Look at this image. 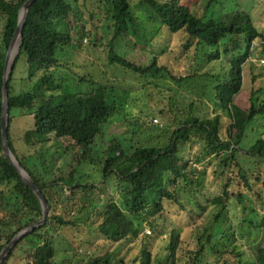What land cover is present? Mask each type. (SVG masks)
<instances>
[{"label":"trees","instance_id":"16d2710c","mask_svg":"<svg viewBox=\"0 0 264 264\" xmlns=\"http://www.w3.org/2000/svg\"><path fill=\"white\" fill-rule=\"evenodd\" d=\"M26 1L0 0L3 19L0 41V253L20 230L43 217L40 199L4 156L2 144L6 53ZM87 1L35 0L29 6L20 48L9 76L7 134L15 157L47 199L50 215L45 223L15 244L1 264H184L180 262L182 251H178L180 232L177 229L170 232L168 251L162 259L155 257L148 243H143L129 260L117 249L79 253L77 250L86 243L77 242H72L74 246L70 244L66 249L69 255L60 259L55 241L58 235L54 236L52 232L58 234L66 228H92L95 225L103 238L123 245L140 237L146 221L158 231L155 217L162 215L164 202H174L182 207L180 191L193 192L198 185H203L206 171L199 170L196 164L205 157L219 160L225 203L218 204L220 208L210 227L206 226L197 236V250L185 252L187 264H264V245L251 252L240 238L246 231L251 232L252 227L261 225L246 217L248 213H257V201L251 200L257 198L264 206V127L261 132L254 129L258 120L264 118V99L259 100L258 91L253 89L248 106L235 103L243 88L244 69L250 61L254 43L257 40L264 42V33L253 23L251 13L236 9L213 17L210 13L219 0H208L202 13L186 0H92L95 9L106 6V17L112 20L104 60L109 67L139 79L136 86L127 88L106 80L102 82L105 71L99 77L95 71L82 74L85 66L74 60V52L84 38H89L94 48L101 40L81 21L83 5ZM136 4L146 6L156 18L157 24L150 37L141 30L144 23L134 13ZM92 16L95 13L90 11ZM80 21L81 29L78 27ZM163 26L172 33L183 31L186 36L182 45L184 51L193 50L195 56L206 59V66L211 64L209 67L218 61L217 71L176 74L161 63L157 55L142 62L119 50V41L131 34L152 43L153 38L162 33ZM138 42H134L136 47ZM68 48L72 51L71 60L58 56L59 52L64 56ZM21 60L25 63V74L17 78L15 70ZM194 80L210 83V88L202 89V92L220 111L206 116L192 97L183 106L178 89L160 85L163 81H172L178 86L186 83L192 88ZM82 82H89L93 87L87 91L71 90L72 85L78 86ZM28 83L31 86H25ZM17 115H31L34 120L33 126L22 136L25 151L18 150L13 144L11 126ZM116 115H121L129 124L130 138L126 143L123 138L111 136L102 159H99L93 148L95 140L103 126ZM144 116L150 117L151 121L145 122ZM154 118L160 119L161 123L154 124ZM143 131L149 136V144L134 141V137ZM62 138L69 139L80 149L76 158L78 165L84 162L99 165L103 183L115 182L121 204L111 198L103 210L97 208L95 199L91 198L97 184L79 180L76 167L65 175L56 176L50 171L46 152L41 153L43 147L39 146L48 140L59 142ZM188 144L200 145L201 154L194 161L183 155ZM27 160H33L31 166L27 165ZM42 162L46 165L44 172L39 168ZM227 172L232 175L227 176ZM77 199L80 204L75 203ZM249 201L250 206L247 205ZM90 204L95 207L96 218H100L98 223L95 219L90 223L86 220L79 223L72 217L75 210L81 214L92 206ZM197 204L206 210L205 205ZM229 204L241 211L242 218L237 222L228 218Z\"/></svg>","mask_w":264,"mask_h":264},{"label":"rangeland","instance_id":"374dc122","mask_svg":"<svg viewBox=\"0 0 264 264\" xmlns=\"http://www.w3.org/2000/svg\"><path fill=\"white\" fill-rule=\"evenodd\" d=\"M207 1L208 0H186V2L189 5H192L198 13H202ZM92 2V0H88L84 3V12L81 21L86 25V28L93 31V33L96 32L98 38L101 40L98 41L99 46L94 48L91 45L90 39L84 38L81 42V46L74 52V60L78 64L85 66V68L81 71L83 72L82 74H89L95 71L99 77L101 76L102 71H105L104 77H102V82L106 80L111 84L115 83L120 87L127 88L136 86L139 83V79L107 65L105 61L107 54L105 50V42L111 37L110 28L112 26V20L106 17V6L101 5V7L99 6L100 8L95 9ZM236 9L251 13L253 23L264 33V0H219L210 15L217 17L222 12ZM90 11L95 13V16H92V18L90 17ZM134 13L139 20L144 23L143 29H141L142 32L145 31L149 33L148 35L150 37L152 35V30L155 28L154 25L157 24L154 14L146 6L140 4L134 5ZM146 17L148 20H144ZM81 21L78 26L79 29H81ZM2 29L3 19L0 16V41L2 37ZM145 38L148 39L147 37ZM135 40L139 41V46L137 47L134 44ZM185 40L186 36L183 31L172 33L169 31L167 26H163L162 33L156 35L150 44L146 43L144 38L139 40L131 34L119 41L118 48L121 52L128 53V56L131 58L142 62H148L154 55H157L160 62L169 66L176 74L186 75L187 73H191L195 70L198 71L197 73H201L206 70L217 71L218 65H220L218 61L215 62L214 66L209 67L211 64L206 66V59L199 55L195 56L193 50L185 52L182 46ZM64 52V56H62L60 52L58 56L61 58L64 57L66 60H71L72 53L70 52L72 51L68 48ZM24 74L25 63L24 60H21L16 67L15 76L17 78H22ZM29 85L31 86V83H28L25 86L28 87ZM160 85L161 87L171 88L174 90L178 89V93L180 97H182L181 102L183 106H185L189 102L190 97H192L195 100L197 107L206 116H211L215 111H220V109L216 108L209 100L208 96L202 92V89L206 91V89L211 86L210 83L205 80L202 82L201 80H194L192 88H189L186 83L182 84V86H178L172 81H163ZM92 87L93 85L89 82H82L81 84H78V86L72 85V89H70L72 91H87ZM253 89L258 91L259 100L264 99V91H262L264 89V42L259 40L254 43L250 61L246 64L244 69L243 88L236 96L235 103L241 106H248L250 93ZM164 93L167 92L165 91ZM143 118L145 122L147 121V123L151 121L150 117L146 118V116H144ZM152 121L154 124L161 123L160 119L157 123L154 122L153 119ZM33 123L34 120L31 115H17L14 118L11 126V135L14 140L13 144L16 148H18V150L25 151L26 144L25 141L22 140V136L26 130L33 126ZM128 127L129 124L126 123L121 115L114 116L108 123L105 124V126H103V131L97 137L93 146L95 152L99 154V159H102L103 152L111 136L123 138V140L128 143V138H130L131 135L128 133ZM263 127L264 118L258 120L254 129L256 132H261ZM253 134L256 133L253 132ZM148 137L149 136L146 134V131L139 132L134 137V141L138 144H149ZM67 146L69 147L68 149L66 148ZM72 146L73 144L69 139L62 138L59 142L48 140L39 147H43V150H40L41 153L42 151L46 152L45 159H47V165H49L51 169L50 171H52L56 176L60 174L65 175L76 167L77 172L75 174L79 180L81 179L85 183L97 184L91 196V198L95 199L96 203L94 204L97 208L103 210L106 202L111 198H114V200L121 204L119 190L116 189L115 182L110 181L103 183L102 171L99 165L89 162H84L81 165H78L76 158L78 157L80 149ZM37 149L39 150L40 148ZM200 154L201 150L199 144H188L183 151V155L193 161L196 156ZM41 155L42 154L39 153L40 157ZM39 156L36 155L35 157L38 161H41ZM218 161L219 160H215L214 157H205L202 162L196 164L199 170L204 169L206 171L203 178V185H198L194 188L195 190H193V192L184 193L182 190L180 191L183 208L174 202H164L165 209L163 210L162 215L155 217L158 231H154L150 224L146 221L142 225L140 237L134 242L130 241L122 245L121 243L103 238V236L97 231L95 225H93L92 228H85V226H80L75 229L66 228L63 231L58 232V234L56 232H52L54 233V236L58 235L55 239L57 248L60 250L58 258L61 259L63 255H69L66 249L70 247V244L73 245V243L76 244L77 242L79 244L86 243L77 250L79 253H88L89 251L103 253L108 250L117 249L120 251L121 255L126 258V260L134 257L140 250L143 243H148L155 257H161L160 259H162V256H165L168 251L167 240L170 237V232L173 229H177L180 232V250L178 251H182L179 253V256L181 257L180 262L187 264L188 259L185 252L197 250V236L204 231L206 226L210 227L215 214L220 208L218 204L225 203V199L222 196L224 177L219 176L221 169L217 164ZM32 163L33 160H27L28 166H31ZM39 168L42 172H44L46 169L45 163H40ZM226 175L230 176L232 174L227 172ZM65 190L67 193H70L68 188ZM76 197H78V195H76ZM250 197L256 196L250 195ZM78 201L79 200L77 199L75 203ZM251 201L253 203L257 201L255 203L257 213H248L246 217L253 219L255 222L258 221L257 223L261 225L257 228L252 227L251 232L246 231L243 236L239 237L244 241L247 249L251 252H255L256 249L264 245V220H261L262 215H264V206L262 207L259 204V200L257 198H253ZM199 202L206 206L205 211L197 204ZM247 205H251L250 201L247 202ZM228 207L229 211L227 214L231 221L237 222L240 217L242 218L241 211L239 209H235L233 204H229ZM94 211L95 207L92 205L81 214L75 210V213H72L71 215L75 219L77 218L79 223H82L84 220L90 223L94 221V219L96 220L95 222L98 223L100 218H96Z\"/></svg>","mask_w":264,"mask_h":264},{"label":"water","instance_id":"95a60500","mask_svg":"<svg viewBox=\"0 0 264 264\" xmlns=\"http://www.w3.org/2000/svg\"><path fill=\"white\" fill-rule=\"evenodd\" d=\"M35 0H27L19 14V21L17 24V27L15 29L12 41L9 45V49L6 53V59H5V70L3 75V100H2V114H1V127H2V136H3V154L4 156L16 167L17 171L19 172L20 176L22 177L23 181L32 188V190L35 192V194L38 196V198L41 201L42 209H43V217L41 220L23 228L20 230L13 238L12 240L5 246V248L0 253V264L3 261V259L8 255V253L11 251L13 246L21 240L25 235L30 233L31 231L35 230L37 227L41 226L43 223L46 222L47 217L49 215V204L47 199L45 198L44 194L42 193L39 186L36 184V182L33 180L32 176L28 173V171L22 167L21 163L18 161V159L15 157L8 139V124H9V95H8V83H9V76L13 69V63L9 66V55H10V49L12 48L13 43L16 39L22 38L23 35V27L25 25L27 16H28V10L30 4ZM20 48V43L18 46V50ZM18 53V52H17Z\"/></svg>","mask_w":264,"mask_h":264},{"label":"bare ground","instance_id":"6f19581e","mask_svg":"<svg viewBox=\"0 0 264 264\" xmlns=\"http://www.w3.org/2000/svg\"><path fill=\"white\" fill-rule=\"evenodd\" d=\"M18 46H19V39H16L15 42L12 45V48L10 49V55H9V66L14 62L15 57L18 52Z\"/></svg>","mask_w":264,"mask_h":264},{"label":"built area","instance_id":"2783aa9c","mask_svg":"<svg viewBox=\"0 0 264 264\" xmlns=\"http://www.w3.org/2000/svg\"><path fill=\"white\" fill-rule=\"evenodd\" d=\"M153 120H154V122H156V123L159 121L158 118H154Z\"/></svg>","mask_w":264,"mask_h":264}]
</instances>
